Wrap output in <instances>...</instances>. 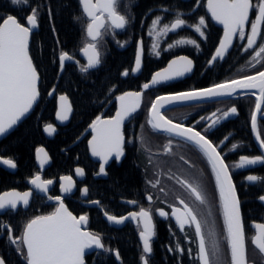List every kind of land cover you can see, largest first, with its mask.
Instances as JSON below:
<instances>
[{
  "label": "flooded vegetation",
  "instance_id": "flooded-vegetation-1",
  "mask_svg": "<svg viewBox=\"0 0 264 264\" xmlns=\"http://www.w3.org/2000/svg\"><path fill=\"white\" fill-rule=\"evenodd\" d=\"M187 1L188 0H118L117 10L128 17V25L124 29H113L107 26L108 22L106 21V28L101 29V38L94 43L97 44V49L100 53L101 50H106V48H112L118 52H122L125 48L129 49L131 46L129 49L131 50L130 63L127 69L129 75L125 76L121 74V79L131 77L132 80H136V83L133 89L125 90L124 92L114 95L112 100L102 108L103 111L100 115L102 119L112 118L116 112L117 96L125 92H141L140 108L133 114V117L125 121L121 129L126 141L125 156L121 158L120 162H117L115 158L112 157L109 164L105 167L107 175H97V173H99V163L92 162L87 152V144L92 137L91 128L89 127L90 123L80 136L70 143L69 148L83 146L86 161L91 164L92 170L88 175L84 168L74 167L72 174L69 176L72 177L75 186L71 192L65 193L63 196L58 192V179L62 176L57 178V180L50 179L53 181V184L47 194H40L42 193L40 191V193L31 191V187L29 186V180L36 175H40L43 180H48L44 179L43 174L51 165L49 155L50 164L43 171L38 170L34 159L37 172L32 178L26 180L23 179V177L21 179L15 177L16 169L11 172L0 166V194L9 191H31L33 193L29 198V204L27 206L20 204L17 210L12 211L10 214L0 212V221L11 226L13 229V236H21L25 224L32 218L39 215H48L55 210L57 202L55 199L49 200L48 196H60L64 201L65 207L70 212H72L74 205H80L85 210L82 215L88 216V222H90V210L99 211L101 220L105 223L103 220L105 212L115 215L116 217H121L127 216L130 212L139 211V207L143 206L149 209L153 214L154 230L156 233L152 240L153 252L148 257L149 261L153 259L154 248L155 245H157L163 246L164 248V264H199V261L196 259L198 240L195 236L194 227L186 225L185 230L181 231L174 217L171 215L173 207H183L179 203L181 199L195 206L194 198L191 197L185 186L180 183L181 180H184L189 183L199 184L204 191L212 211V215L209 219L210 223L214 224L217 234L221 264H230V253L224 233L223 217L219 208V193L216 188L215 176L206 157H204L203 153L190 141L170 135L166 132L153 131L147 121L149 118V109L156 97L206 88L264 71L263 58H260V63H256L252 59L255 55L254 49L258 50V45L262 41L258 38L257 45H254L253 49L245 50L247 40L234 37L233 43L224 57L217 58L209 64L222 38L223 27L214 23L209 17L206 11L207 0H202V6H198L200 9L195 10L189 9L191 7L187 6ZM144 2H147L148 5L142 9L138 5ZM176 2H178L179 5L176 4ZM137 6L138 8L136 9ZM149 9H151V11H149ZM177 14L180 15V18L185 19L186 24L174 31H168L166 34L160 33L158 35L157 32L164 25L170 27L171 22L176 18ZM82 15L85 22V42L78 51V57H72V60H74L73 62L64 64L61 73L59 64L60 56L58 57V77L62 75L66 66L86 65L85 61L80 58L79 52L88 43H93V41L87 36L86 31L89 20L83 12ZM156 17H160L161 19L156 26L157 32H152V21ZM200 17H204L207 24V27L204 29L206 34L205 37H201L193 27L198 24ZM254 18L255 12L252 11L250 12V20ZM25 22L26 19L22 25H24ZM262 30H264V25H262ZM249 31L250 23L245 25V32L247 33ZM124 33L132 35L130 43L121 42V35ZM134 34H147L149 37L147 39H143L140 36L133 37ZM115 38H117V42ZM181 40H195L199 47H197L196 44L178 43V41ZM154 44L158 45L155 51L153 50ZM169 45H172V47H169ZM138 48L142 49L141 68L137 74H134L131 72V69L135 66ZM156 52H159V55H157ZM103 55L104 54L101 53V57H103ZM181 56H185L192 60L193 64L190 72L171 80L162 81L156 85L150 84L148 89L143 88L145 83H150L152 76L156 72L165 69L169 62ZM100 65L101 63L95 70H97ZM95 70H88L87 72ZM54 93V90L49 92V98L54 97L55 99L53 120L49 124L53 125L56 131L48 139L42 132V129L46 125L43 126L41 132L46 140H53L59 132L63 131L69 125L73 115V108L71 105L72 111L67 123L61 126L55 123L54 117L57 98L66 95L58 94L54 96ZM258 95V92L253 91L238 94L221 101L184 103L178 106L168 107L162 112V115L170 119L173 123H178L186 128L190 127L200 132L217 147V151L220 152L222 158H224L225 163L229 167V174L232 176V182L236 187L237 196L241 203V216L245 226L246 255L249 264H252L253 261L255 264H264V259L260 258L258 249L252 243V239L258 234V230L254 225L257 223H264V202L259 200V197L264 195V165L257 164L244 167H236V165L240 163L241 156L254 157L257 155H264V150L262 152L257 145L255 133H253L251 127V114L255 110L256 97ZM232 107L237 109L236 115H230L220 119L219 123L209 128L213 120L222 117L223 113L227 112ZM213 113H215V116H213ZM257 116V130L261 133L262 137H264V104H262L261 112L258 113ZM234 144L239 145L235 150L232 148ZM44 151L46 152L45 149ZM2 159L5 158L0 157V160ZM124 159L128 163L134 162V165L139 167V185L131 186L128 191L130 196L127 198H118L116 201H113V199L109 197V192H106L104 188L102 189L104 200L94 199L95 196L91 195V188L93 187L92 182L97 180L100 182H107L108 173H110L112 169L119 168ZM77 168L84 170L83 176L78 175L81 179H77L76 177L75 169ZM249 175H256L260 177L261 180L249 182L246 179ZM156 180H159V183L153 188L148 182H155ZM84 188H88L87 194H82V189ZM161 188H163L164 191H160ZM148 195L152 196L151 202L147 200ZM132 200L138 201L139 206L127 202ZM93 201H98L99 203H95L96 205H88L93 204ZM157 209H162L168 213V218L165 219L160 217L156 211ZM105 225L112 232L132 230L133 236L140 247V253H138V258L136 257V262L139 261V263L142 264L140 260V256L142 255V241L139 236L141 228L138 227L137 223L129 220L118 228L109 227L106 223ZM84 228L91 232L88 223ZM206 232L207 229H205V233ZM100 237L103 243L105 237ZM178 244L181 249L180 251L175 250ZM170 248L173 249V251H169ZM117 252V250L106 251L104 248L96 249L92 253L85 255L84 264H86V257L95 255L96 253L112 256L116 264H122L123 261L120 255L119 259H117ZM0 257L4 259L5 264H26L23 255L17 252V246L9 242L8 234L3 230H0Z\"/></svg>",
  "mask_w": 264,
  "mask_h": 264
},
{
  "label": "snow or ice",
  "instance_id": "snow-or-ice-1",
  "mask_svg": "<svg viewBox=\"0 0 264 264\" xmlns=\"http://www.w3.org/2000/svg\"><path fill=\"white\" fill-rule=\"evenodd\" d=\"M10 3L16 6H31L30 0H10ZM79 3L84 15L89 20L86 28L87 36L93 41V43H88L83 49L84 54L88 58L87 65L80 68L83 73L90 68L97 67L101 63V53L94 42L101 38V29L106 28L105 22L107 21V26L113 29H124L128 25L129 19L117 10L118 0H95V2L94 0H79ZM39 7V5L32 7L31 13L26 17L27 26L19 23L13 15L9 14L6 17H0V137L6 136L15 130L40 97L38 71L29 55V37L32 30L38 27ZM206 9L212 20L223 26V37L209 64L217 58L224 57L232 45L234 37L247 40L245 50L253 49V46L257 45V39L260 38L262 42L258 45V50L254 49L255 55L252 59L256 63L261 62L260 58L264 57V30H262V25H264V0H207ZM252 11L255 12V18L250 20V12ZM160 19V17L153 19L152 32H157L156 26L159 24ZM249 23L250 31L246 33L245 25ZM185 24V19L180 18V15L177 14L170 27L164 25L157 34H166L168 31H174ZM193 27L201 37H205L204 29L207 24L204 17H200L198 24ZM178 43L196 44V41L181 40ZM196 46L199 47L198 44ZM157 47L158 45L154 44L153 50L155 51ZM169 47H172V45H169ZM141 53L142 49L138 48L135 67L131 69L133 73L141 68ZM156 54L159 55V52H156ZM59 60L61 68H63L64 62L72 60V57L67 53H61ZM192 64V60L185 56L172 60L166 69L162 72H156L152 76L150 83L151 85H156L162 81L183 76L192 70ZM122 75L127 76L129 72L126 70ZM149 87V83L143 85L144 89ZM237 89L259 90V95L256 97L255 110L251 114V127L260 149L264 150V137L257 130V114L261 112V106L264 104V71L257 72L255 75L244 76L241 79L217 84L211 88L180 92L170 96H159L151 104L147 123L153 131H163L190 141L206 157L215 176L216 188L219 193V208L223 217L227 247L230 251V264H249L246 255L245 226L241 216V203L224 158L217 151V147L200 132L195 131L193 128H186L181 124L173 123L170 119L165 118L160 111L166 104H172L176 101L231 96ZM141 96V92H125L117 96L119 107L115 116L110 119H102L97 116L89 125L92 130V138L88 141V145L92 156L98 157L100 161L97 175H107L105 166L109 164L110 158L114 157L117 162H120L121 158L125 156L126 141L121 129L125 121L133 117V114L140 108ZM59 99L62 103L60 110L57 112V119L63 122L68 120L72 108L66 96L62 95ZM236 114L237 109L235 107L230 108L223 113L222 117L213 120L209 128L219 123L220 119ZM213 116H215V113H213ZM44 131L52 135L56 129L53 125L48 124L45 126ZM237 147L239 145L234 144L232 146L233 150ZM36 152L37 159L41 167H43L48 163V154L42 148H38ZM0 164L7 166L8 169L17 168V164L13 159H2ZM257 164L264 165V155L254 157L241 156L240 163L236 167ZM76 173L79 176H83L84 170L77 168ZM246 179L249 182L261 180L256 175H249ZM60 180L61 191L64 193L71 192L75 186L72 177L62 176ZM29 183L35 189L47 194L49 185L53 184V181L50 179L43 180L40 175H36L29 180ZM148 183L155 188L159 180L155 182L149 181ZM180 183L185 186L191 197L194 198L195 206L181 199L179 203L183 207H173L172 217H174L181 231L185 230L186 225L194 227L195 236L198 240L196 259L199 264H221L217 234L214 224L210 223L209 219L212 211L204 191L199 184L189 183L184 180H181ZM160 191H164V189L161 188ZM87 193L88 188L82 189V194ZM32 195L31 191H9L0 194V212L10 214L12 211L17 210L20 204L27 206ZM48 199L56 200L57 207L55 210L48 215H39L29 220L19 237L13 236V229L10 225L0 221V230L7 232L9 242L17 246V252L23 255L26 264H84L87 249L104 248L101 237L83 227L88 223V216H74L65 207L64 201L60 196H48ZM147 200L151 202L152 196L148 195ZM259 200L264 202V195L260 196ZM127 202L138 205V201L135 200ZM93 203L99 202L93 201ZM156 211L160 217L168 218L169 214L162 209H157ZM105 215L110 223L117 225L129 220L137 223L138 227L141 228L139 232L140 240L142 241L140 260L142 264H150L148 257L153 252L152 240L156 235L152 212L140 206L139 211L130 212L127 216L116 217L107 212H105ZM254 227L258 230V234L252 239V243L258 249L260 258L264 259V223H257ZM205 229H207L206 233ZM105 250L109 251V249ZM175 250H181L179 244ZM169 251H173V249L170 248ZM116 256L119 259L118 252ZM0 264H5L2 257H0ZM252 264H255V262L253 261Z\"/></svg>",
  "mask_w": 264,
  "mask_h": 264
},
{
  "label": "trees",
  "instance_id": "trees-1",
  "mask_svg": "<svg viewBox=\"0 0 264 264\" xmlns=\"http://www.w3.org/2000/svg\"><path fill=\"white\" fill-rule=\"evenodd\" d=\"M31 6H16L10 0H0V17L13 15L23 24L32 7H39L38 27L31 35L29 55L37 68L40 91L39 100L32 113L23 120L8 136L0 141V157L13 159L17 164L15 177L32 178L36 174L34 152L43 147L51 159V165L43 174L44 179L57 180L60 176H69L74 167H82L87 174L92 170L86 161L83 146L69 148L72 141L77 139L86 127L102 113V108L112 100L117 93L133 89L136 80L131 77L121 79V74L128 69L131 48L118 52L112 48L101 50L100 67L92 72H81L79 66H66L58 77V57L67 53L78 57V51L85 42L84 18L78 0H30ZM132 4V3H131ZM176 4L179 5L178 2ZM148 3L139 4L142 9ZM136 7V9L138 8ZM189 9H200L202 0H188ZM200 6V7H198ZM135 9V10H136ZM78 18V19H77ZM147 39V34H134ZM132 35H121V42L130 43ZM117 42V38H115ZM114 41V42H115ZM264 60V57H262ZM54 90V96L65 94L73 108L69 125L59 132L53 140H46L41 132L43 126L53 120L55 99L49 98V92ZM107 182L93 181L91 195L96 200H104L102 189L109 192V197L116 201L127 198L131 186L140 183V169L134 162L125 159L119 168L108 173ZM103 194V195H102ZM74 216L82 215L85 210L80 205H74ZM88 222L92 233L103 236L104 249L117 250L122 264H140L136 262L140 247L132 230L112 232L101 220L97 210H90ZM163 246L155 245L153 259L150 264H164ZM18 264V263H17ZM86 264H116L112 256L96 253L86 257Z\"/></svg>",
  "mask_w": 264,
  "mask_h": 264
},
{
  "label": "water",
  "instance_id": "water-1",
  "mask_svg": "<svg viewBox=\"0 0 264 264\" xmlns=\"http://www.w3.org/2000/svg\"><path fill=\"white\" fill-rule=\"evenodd\" d=\"M206 4H207V1H206ZM79 5H80V3H79ZM80 8H81V11H82V7H81V5H80ZM206 11H207V9H206ZM83 12V11H82ZM208 13V12H207ZM208 15H209V17L211 18V15L208 13ZM86 16V15H85ZM87 17V16H86ZM88 18V17H87ZM212 19V18H211ZM214 23H216L214 20H212ZM217 24V23H216ZM25 26H27V21L25 22V24H24ZM217 25H220V24H217ZM220 26H222V25H220ZM223 27V26H222ZM35 30H36V28L35 29H33L32 30V33H34L35 32ZM32 33H31V35H32ZM31 35H30V37H29V46H30V38H31ZM222 37H223V35H222ZM222 39V38H221ZM219 46V45H218ZM85 48V47H84ZM83 48V49H84ZM230 48V47H229ZM83 49H81L80 50V52H79V56H80V58H82L84 61H85V63H86V65H87V63H88V58H87V56L84 54V52H83ZM216 52V51H215ZM215 55V54H214ZM175 60V59H174ZM74 60H70V61H65L64 62V64H66V63H71V62H73ZM170 63V62H169ZM59 64H60V60H59ZM169 65V64H168ZM168 65H167V67H168ZM99 66V65H98ZM97 66V67H98ZM97 67H95V68H90V69H88V70H95ZM135 67V66H134ZM166 67V68H167ZM165 68V69H166ZM164 70V69H163ZM163 70H161V71H159V72H162ZM61 71H62V68H61V64H60V73H61ZM138 73V71L137 72H135L134 74H137ZM152 79V78H151ZM39 82V81H38ZM151 82V81H150ZM149 84H151V83H149ZM220 84H222V83H220ZM217 85V84H216ZM211 87H213V86H210V87H206V88H211ZM206 88H201V89H206ZM196 90H200V89H196ZM191 91H193V90H191ZM258 92L259 93V90L258 89H237L231 96H219V97H212V98H208V99H197V100H188V101H176V102H174V103H172V104H166L163 108H161V114H162V112L166 109V108H168V107H172V106H178V105H181V104H184V103H195V102H210V101H221V100H224V99H227V98H229V97H232V96H235V95H238V94H243V93H247V92ZM185 92H188V91H185ZM180 93V92H179ZM174 94H176V93H174ZM170 95H173V94H167V95H162V96H170ZM60 97V96H59ZM59 97L57 98V102H56V113H55V117H54V121H55V123L57 124V125H64V124H66L67 123V121L68 120H66V121H63V122H61L60 120H58L57 119V112L60 110V107H61V101H60V99H59ZM157 98V97H156ZM155 98V99H156ZM154 99V100H155ZM38 102V101H37ZM69 102V101H68ZM37 104V103H36ZM36 104H34L33 105V108H32V110L34 109V107L36 106ZM118 107H119V102L118 101H116V111H117V109H118ZM32 110H30V112L27 114V116L23 119V120H25L29 115H30V113L32 112ZM115 114H116V112H115ZM115 114L113 115V117L115 116ZM70 115H71V112L69 113V118H70ZM68 118V119H69ZM22 120V121H23ZM21 121V122H22ZM20 122V123H21ZM19 123V124H20ZM45 128V127H44ZM44 128L42 129V132H43V134H44V136L46 137V138H50L51 137V135H49V134H47L45 131H44ZM12 132V131H11ZM10 132V133H11ZM160 132H163V131H160ZM91 133H92V130H91ZM7 136V135H6ZM6 136H3V137H0V140L1 139H3L4 137H6ZM92 138V137H91ZM256 139V138H255ZM91 140V139H90ZM257 141V140H256ZM257 145L259 146V143H258V141H257ZM260 148V147H259ZM43 149V148H42ZM87 152H88V156H89V158H90V160L92 161V162H95V163H99V167H100V161H99V158L98 157H93L92 156V154H91V150H90V148H89V145L87 144ZM262 152H263V150H262ZM49 158V157H48ZM34 159H35V162H36V165H37V168H38V170L39 171H43L46 167H48L49 166V164H50V160L48 159V163H46L43 167H41V165H40V163H39V161H38V159H37V152H35V154H34ZM111 159V158H110ZM110 161V160H109ZM0 166L1 167H3V168H5V169H7V170H9V171H11V172H13L14 171V169H8L7 168V166H4V165H2V164H0ZM107 166V165H106ZM105 166V167H106ZM75 173H76V169H75ZM76 177H77V179H81V177H78V175H77V173H76ZM58 184H59V186H58V192H59V194L60 195H64L65 193L64 192H62L61 191V180H60V178L58 179ZM29 186L31 187V191H34V192H37V193H40L39 192V190L38 189H35L34 188V186L33 185H31L30 183H29ZM51 186H52V184L51 185H49V189L51 188ZM40 194H45V193H40ZM88 205H96L95 203H93V204H88ZM103 220L105 221V223L107 224V226H109V227H112V228H118V227H120L122 224H119V225H117V224H114V223H110L108 220H107V218H106V216L104 215L103 216ZM85 226V225H84ZM83 226V227H84ZM96 250V248H91V249H87L86 250V252H85V255H87V254H90V253H92L93 251H95ZM229 253H230V251H229Z\"/></svg>",
  "mask_w": 264,
  "mask_h": 264
}]
</instances>
